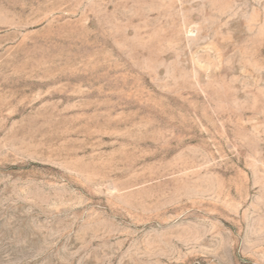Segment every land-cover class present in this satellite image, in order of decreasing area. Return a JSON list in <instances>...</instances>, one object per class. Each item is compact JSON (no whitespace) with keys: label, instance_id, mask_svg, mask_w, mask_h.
Masks as SVG:
<instances>
[{"label":"rangeland","instance_id":"374dc122","mask_svg":"<svg viewBox=\"0 0 264 264\" xmlns=\"http://www.w3.org/2000/svg\"><path fill=\"white\" fill-rule=\"evenodd\" d=\"M0 264H264V0H0Z\"/></svg>","mask_w":264,"mask_h":264}]
</instances>
